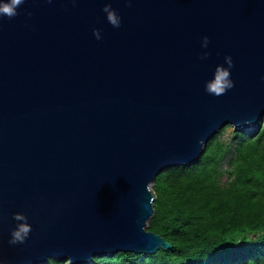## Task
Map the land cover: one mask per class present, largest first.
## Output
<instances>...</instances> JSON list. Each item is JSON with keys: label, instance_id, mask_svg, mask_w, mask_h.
I'll return each mask as SVG.
<instances>
[{"label": "water", "instance_id": "obj_1", "mask_svg": "<svg viewBox=\"0 0 264 264\" xmlns=\"http://www.w3.org/2000/svg\"><path fill=\"white\" fill-rule=\"evenodd\" d=\"M225 55L235 86L213 96L205 82ZM261 76L264 0H25L0 17V261L171 250L147 229L152 185L222 128L257 127ZM17 212L31 232L12 245Z\"/></svg>", "mask_w": 264, "mask_h": 264}, {"label": "trees", "instance_id": "obj_2", "mask_svg": "<svg viewBox=\"0 0 264 264\" xmlns=\"http://www.w3.org/2000/svg\"><path fill=\"white\" fill-rule=\"evenodd\" d=\"M223 128L200 158L156 178L148 230L173 248L122 252L92 264H264V120L251 135ZM48 264H69L51 259Z\"/></svg>", "mask_w": 264, "mask_h": 264}, {"label": "clouds", "instance_id": "obj_3", "mask_svg": "<svg viewBox=\"0 0 264 264\" xmlns=\"http://www.w3.org/2000/svg\"><path fill=\"white\" fill-rule=\"evenodd\" d=\"M25 2V0H0V17H7L9 19L18 15V8ZM130 3V0H126ZM102 11L106 14V20L113 27L119 28L121 25V16L119 12L114 9L110 3H105ZM26 14L31 16V12ZM93 35L97 40L101 39V31L93 28ZM209 44V37L203 36L200 41L201 48L206 49ZM209 56L208 51L200 53V59H206ZM233 68V60L230 55L224 56V62L215 66L213 76L205 82V91L213 96H221L235 86V82L231 77V69ZM264 79V76H261ZM257 128V127H256ZM255 131V130H254ZM253 132V131H252ZM13 219L17 222L16 226L11 229L9 244H23L31 232V225L28 223V218L20 212L13 213ZM0 264H4L0 261Z\"/></svg>", "mask_w": 264, "mask_h": 264}, {"label": "rangeland", "instance_id": "obj_4", "mask_svg": "<svg viewBox=\"0 0 264 264\" xmlns=\"http://www.w3.org/2000/svg\"><path fill=\"white\" fill-rule=\"evenodd\" d=\"M226 127H228L227 133H225L224 136H223L225 139H228L229 136H230V134L232 132H235V131H238V132H241V133H244V134H247V135H251L252 134V131H254V130L257 129L255 126L254 127H251V128H243L241 130H236L233 126H230V125L229 126H226ZM226 127H224V128H226Z\"/></svg>", "mask_w": 264, "mask_h": 264}, {"label": "bare ground", "instance_id": "obj_5", "mask_svg": "<svg viewBox=\"0 0 264 264\" xmlns=\"http://www.w3.org/2000/svg\"><path fill=\"white\" fill-rule=\"evenodd\" d=\"M249 128H251V127H249Z\"/></svg>", "mask_w": 264, "mask_h": 264}]
</instances>
